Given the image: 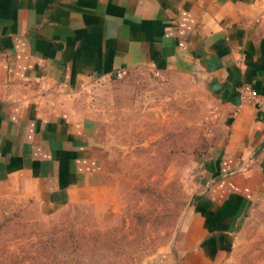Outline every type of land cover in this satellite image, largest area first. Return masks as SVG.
Here are the masks:
<instances>
[{"label": "crops", "instance_id": "obj_1", "mask_svg": "<svg viewBox=\"0 0 264 264\" xmlns=\"http://www.w3.org/2000/svg\"><path fill=\"white\" fill-rule=\"evenodd\" d=\"M138 67L196 75L215 104L217 172L180 261L215 264L264 192V115L238 91L264 95V0H0V185L47 203L93 187L103 148L72 95Z\"/></svg>", "mask_w": 264, "mask_h": 264}, {"label": "rangeland", "instance_id": "obj_2", "mask_svg": "<svg viewBox=\"0 0 264 264\" xmlns=\"http://www.w3.org/2000/svg\"><path fill=\"white\" fill-rule=\"evenodd\" d=\"M72 106L96 123V183L51 203L0 185V264H181L192 251L186 220L217 172L202 80L138 67L79 89ZM215 264H264V192Z\"/></svg>", "mask_w": 264, "mask_h": 264}, {"label": "built area", "instance_id": "obj_3", "mask_svg": "<svg viewBox=\"0 0 264 264\" xmlns=\"http://www.w3.org/2000/svg\"><path fill=\"white\" fill-rule=\"evenodd\" d=\"M122 73L118 72L116 73L117 77H120ZM238 91L240 93V96L242 99L247 101H253L254 99H258L259 108L262 111L264 115V95L257 97V93L255 90H253L249 85L242 84L238 87Z\"/></svg>", "mask_w": 264, "mask_h": 264}]
</instances>
